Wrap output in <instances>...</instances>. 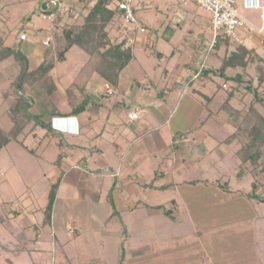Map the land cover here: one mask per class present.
I'll list each match as a JSON object with an SVG mask.
<instances>
[{"label":"crops","instance_id":"obj_1","mask_svg":"<svg viewBox=\"0 0 264 264\" xmlns=\"http://www.w3.org/2000/svg\"><path fill=\"white\" fill-rule=\"evenodd\" d=\"M38 1L43 4L44 0H0V27L6 33L4 45L12 49L19 45L20 48L23 47L24 52H22L27 58L29 70L38 68L45 61L46 54L51 53L49 54L51 58L56 55V52L47 50L51 45L53 46L52 42L51 45L49 44L50 46L44 44L48 37H53L52 31L56 26L55 16L49 17L45 16V13L42 14L43 18H50L52 27H50V34L45 37H34L36 41L31 40V37L38 33L33 31L40 26L37 21H31L32 25H29L32 33L27 30L29 26L26 27L23 23L21 27L14 29V25L17 23V21L13 23L15 18L18 17V20L24 22L28 18L30 10L33 9L34 3ZM69 4V7H72L71 2ZM241 13L254 26L259 27L262 24L259 12L241 11ZM174 20L172 19V21ZM72 21L74 20L62 19V23H71ZM164 22L161 29H165L167 26L171 29L178 27L177 22L176 24L171 20L166 21V24ZM205 23L209 24V20ZM22 33L27 34L26 39L21 38ZM197 35L196 45H192L194 48L187 47L190 50L189 59L183 63L180 71L171 76L172 69L166 67L163 70V74L170 76L169 80L168 78L154 80L146 74V71H144L143 79H140L129 69L126 70L127 66L120 76L118 85L114 86L96 70L97 58L92 57L91 59H94L92 71L82 74L78 82L63 84L61 77L65 79V75L58 74L54 66V82L47 81V77L43 76L27 91L26 96L29 97L34 115L43 117L42 123L45 125L40 123L44 128L42 131H38L35 126H29L21 135H26L27 138L30 136L38 142H44L50 131L53 136L58 137V140L51 151L52 154L49 151L52 157L46 161L52 163L59 161L58 163L63 166L61 170H58L57 166L54 168L55 181L51 182L52 185L62 174L54 201L52 222L48 227L50 236L53 238V264H72L70 262L71 254L65 250L59 252L57 246L59 238L64 232L67 236H77V241H81L84 236L88 237L86 242L90 245L89 249H83L81 243L78 244V252L81 253L82 249L92 260V262L85 260L86 262L83 264L110 263L106 257H103L107 243L101 244L97 236L102 229H104L103 235L108 233L106 226L112 215L111 202L114 204L118 202V211L129 212V220L133 221V227H136V230L141 224H144L138 222L140 217L143 216L145 222L151 220L148 223L151 224V227L147 228V232L152 246L149 245L147 252L144 253L136 250L135 247L133 253L129 254V264H135L134 259L139 258L140 262L152 257L158 244L165 247L164 240L159 239L155 231L157 228L155 229L156 226H153L156 223V217L163 218L170 225H179L186 222L184 221L186 217L231 216L230 213L239 208V204L232 202L235 198L231 193L223 191L215 185L222 183V178L226 176L225 173L222 178H215L214 175V171L216 173L219 171L220 175L224 171L220 163L224 161L223 153L225 151L222 153L219 149L226 143L225 139L219 141L212 139L213 134L204 130L201 124L203 111L206 115H210L205 109V105L208 106L205 96L212 98L209 105L214 104L213 101L216 99L218 87H220L218 84L222 83L220 80L218 81L221 77L216 73L211 72L210 77H201L199 71L204 68L213 70L219 68L225 54L223 49H220L216 52L218 57L213 53L216 58L213 59L214 63L212 64L215 65L208 63L207 53H210L211 48L201 49V46L205 44L204 39L212 41L213 36L211 35L210 39L203 32ZM241 35L245 44L250 47L257 46L258 53L264 56V35L257 32L251 34L245 29ZM145 40V36L143 39L140 36L137 41L143 47ZM13 43L14 45H12ZM196 46L197 48H195ZM173 52H170L171 55L165 54L158 58L165 57L169 64ZM253 69L254 65L248 71L251 73ZM17 70L13 79L19 73L20 67ZM232 72H234L233 68L226 69V73ZM222 79L223 82L226 81L224 78ZM158 80L163 81L164 84L159 87L161 88L159 91L154 87ZM197 80L196 87L191 88ZM213 82L215 87L218 86L217 88L211 85ZM227 82L230 83V87L236 85L234 81ZM107 83L112 88V93L108 96L106 95ZM71 86H75V94L69 93L68 89ZM163 86L169 91H162ZM151 87H154L153 90L150 89ZM210 87L212 90L207 92ZM225 87L228 88V85ZM189 91L192 96L189 95ZM85 93L88 97V100L85 101L87 102L85 108L73 114L74 108H79L83 102ZM187 95L190 96L187 99L189 104L191 102H195L196 105L199 103L198 105L203 109L197 118V123L193 121L190 127L182 124L171 126L175 104H178ZM248 98L249 101L246 100ZM251 99L252 96L246 95L244 104H248ZM233 103L238 104L237 101ZM135 108H140V117L132 120L128 114ZM50 126L51 129L48 128ZM63 139L67 141L66 144ZM233 144L237 146L230 152L236 156L239 149L238 142H228L225 146L230 147ZM205 157L210 158V164L206 162ZM239 162V159L238 162L232 160V164H225V167L231 168V173L235 176ZM247 205H249V201L243 208ZM0 209L9 216L5 224H0V264H16L14 255L23 252L28 244H37L40 240L39 234H33L32 237L24 234V228L21 225L31 227L36 223L29 218L18 221L16 217L22 211L18 212L21 209L18 210L15 203H5ZM23 211L25 213L27 209H23ZM252 221L248 222L251 228L254 227ZM192 224L195 226L193 231V234L196 235L195 239L189 244L186 242L177 243L173 248L174 251L171 252L172 256L174 254L181 255L184 250L188 249H193L190 254L195 256L200 254V250H204L206 255H210L209 257L215 260V249L220 247V243H230L227 241L226 234L217 230L207 236L204 241L207 234V228L204 226L208 224L199 219L193 220ZM198 226L201 227L198 228ZM236 227L235 232H240L241 226ZM1 228L10 229L13 234L9 237L3 236ZM242 230L244 233L246 227ZM10 237H15L16 240ZM238 237L234 240L237 244L242 241ZM247 240L244 237V242ZM234 241H231L233 246L229 245L228 250L235 247L236 242ZM244 246L246 247V244ZM261 259L257 258V261ZM175 262L178 264V261ZM162 264L169 263L163 262Z\"/></svg>","mask_w":264,"mask_h":264},{"label":"rangeland","instance_id":"obj_2","mask_svg":"<svg viewBox=\"0 0 264 264\" xmlns=\"http://www.w3.org/2000/svg\"><path fill=\"white\" fill-rule=\"evenodd\" d=\"M70 2L72 7H69ZM63 3L64 8L60 13L61 18L69 21L74 20L71 23H79L84 20V16L88 11L86 1L63 0ZM41 4L42 3L39 1L34 3L33 9L30 10L28 18L24 22H22V20H18V17L13 21V23L17 21V23L14 25V29L21 27L22 23L28 27L29 25H32L31 21H37L40 26L37 28V30L33 31L38 33L33 34L31 37V40L35 41L36 39L34 37H45L46 35L50 34V27H52V21L50 18L42 17L44 8L43 4L41 7ZM134 5L137 10V16L143 22L148 24L153 30H159V38L156 44L157 50L168 55H171L170 52L174 51L172 59L168 64L165 57L158 58L154 55V53L152 54L150 50L146 51L142 49L137 41L135 50L136 59L129 63L126 70L129 69L132 74H135V76H138L140 79H143L144 71H146V74L154 78V80L161 78V80H165L166 78L169 80L170 76L163 74V70L166 67L172 69L171 76L180 71L183 63L189 59L190 50H188L187 47L189 46L192 49L194 48L191 43L196 42L198 36L197 34L203 32L205 36L211 39L212 30L210 25L205 23L210 19V14L205 9L197 5L193 0H186L185 2H182L181 0H137ZM32 11H34V13H32ZM169 19L172 23L176 24L177 22L178 27L176 29H172L170 33H162L163 29H161V25L164 21H170ZM172 19L175 20L172 21ZM55 20L57 19L54 18V21ZM27 30L30 32L31 26H29ZM109 30L110 36L113 40L114 38L118 41L122 39V35L124 33L120 25V21L110 26ZM212 44L213 42L210 41V45ZM12 45H14V43ZM16 48V51L24 52V48H20V45ZM50 48L54 49L55 47H49V49H47L48 52L52 51ZM47 50L45 51L47 52ZM213 53L214 52L212 50L210 53H207L209 57L207 61L210 64L214 63L212 61L214 58H216ZM214 54L217 55L216 52ZM56 57L57 56L49 59L45 63L52 66L46 70L45 76L47 77V81L50 80L54 82L55 80L53 75L55 71L53 69L54 66L56 67L58 74L65 75V79L61 77L63 84L78 82L82 74L92 71V62L94 59L92 60V56L88 55L78 46H73L71 49H69L64 60L57 62ZM212 65L214 66L215 64ZM19 67L20 64L18 61H15L14 54L0 62V126L5 130L11 128L12 122L7 112L10 102H5L4 92L9 90V87L13 81V76L17 73V69ZM161 80H158L156 86H154L157 91L161 90L159 87L164 85L163 81ZM219 80L222 83L220 85L218 84L220 87L217 85L215 87L214 82L211 84L214 86V88L218 87L219 91L217 92L218 94L216 99L213 101L214 104H211L209 108L205 105V109L209 114L213 110H216L223 100L226 99L227 91L224 89H227V87L225 86L228 85V87H230L229 82H223L222 78H219L218 81ZM197 82L198 80L192 85L191 88L196 87V84H198ZM164 87L165 86H163V88ZM153 88L151 87L150 89L153 90ZM164 89L162 91H169L168 88ZM211 90L212 88L210 87L207 92H210ZM191 94L192 93L189 91L190 96H192ZM190 96L187 95L186 97H183L182 101H180L178 104H175L174 116L172 117L171 126L175 127L176 124H182L184 126L189 125L190 127L193 121L197 123V118L199 115H201L203 109L198 105L199 103L197 105L195 102H191L189 104L187 99H189ZM247 96L250 97L252 95L248 94ZM246 100L249 101V98ZM30 111L32 115H34L32 107H30ZM261 111L264 113V106L261 107ZM202 115V128L206 131H210L213 134L212 139L214 138L215 140L219 141L221 139H225L231 132H233L234 128L230 124L225 123L223 119L216 116L215 114L206 115L205 111H203ZM35 116L36 118H34V120H36V124L33 122L32 125H28V127H32L34 124L38 131H42L44 129L42 124L45 125V123L40 124L38 122L43 121V117L39 116L38 119L36 114ZM48 128L51 129V126ZM57 140L58 137L53 136L50 131L44 142H38V140L30 138V136L27 138L26 135H20L17 140L15 139L11 141L0 150V207H3L5 203H15L18 210L21 209L18 212L22 211L21 214L16 217L18 221L29 218L36 223V225L31 227L22 224L21 227L24 228V234H26L28 237H32L33 234H39L40 238L37 244L30 243V245L28 244V247L23 252H21L19 255H14L16 264H53V238L50 236V230L48 229L49 225H44L43 223V210L48 202V189L51 185V182L55 181V172H53V170L56 168V166L58 170H61L63 167L60 163H58L59 161H56L55 163L46 161V159L52 157L51 151L53 147L56 146L55 143ZM63 142L65 144L67 143L65 139H63ZM226 144L227 143H224V145L221 146V149H219L222 153L225 151L223 153V157H225L224 161L220 163L224 171H222L221 175L219 171L217 173L214 171V175L215 178H222V175H224V173L226 174V176L222 178V181L228 183L230 181V183L233 185L232 186L229 183V186L232 187V191L229 193H231V195L235 198L232 202L239 204V208L231 212V216L217 217L205 215L202 218L186 217L184 218V221L186 222H183L179 225H170L164 221L163 218L156 217V223L153 224V226H156L154 227L155 229L157 228L155 230L156 235L159 237V239L164 240L163 244L165 247L162 244H158V246L156 245L157 247L155 254H152V257L144 259V261L140 262L139 258L137 257L138 259L133 260L135 264H162L163 262L174 264L176 263L175 261H178V264H228L233 262L236 264H264V202H257L255 200L252 201L248 199L247 193L252 189L253 177L248 173L239 177V172L244 171L239 169V163L236 169V177L233 173H231V168L229 169L225 167V164H232V160L233 162H238L237 156L230 152L231 149L237 145L233 144L230 147H227L225 146ZM49 151L51 154H49ZM205 160L209 164L211 163L209 157H205ZM259 192L261 194L263 193L264 195V185L263 187L259 188ZM248 201L249 205L243 208V206H245ZM118 207V202H115V204L114 202H111L112 215L106 226L108 233H104L103 235L104 229H102L101 233H99L97 237L101 244L107 243L105 255H103V257H106L108 261H110L109 264H129V254L133 253V249L135 247L136 250H140L141 253H144L147 252L149 245L152 246L147 232V228L151 227V224H148L151 222V220L145 222L143 216L140 217L138 222L144 224H141L136 230V227H133V221L131 222L129 220V212L118 211ZM23 209H27V212L24 213ZM195 219L202 220L208 224L207 226H204L207 228V234L204 238V241H206L207 236L211 235L212 232H216L217 230L223 234H226L228 239L227 241H230L229 244L221 242L220 247L215 249V260L209 257L210 255H206L204 250H198L200 254L195 256L190 254L193 249L184 250L181 255L174 254L172 256L171 254V252L174 251L173 248L177 243L179 244L186 242L189 244L195 239L196 235L193 234L195 226L192 224V221ZM251 220H253L252 225H254L252 228L248 224V222ZM130 222L131 224H129ZM238 225L241 226L239 230L240 232H235V229L237 228L236 226ZM199 227L201 226H198V228ZM245 227L246 231L243 233L244 230L242 229H245ZM116 231L117 233H114ZM65 233L66 232L60 236L57 243L59 252H63L65 250L68 254H71L70 262L72 264H83L89 260L92 262L89 255L82 251V249L81 253L78 252L79 243H81L83 249H89L88 246L90 245H88L86 242L88 237L84 236L81 241H77V236H67ZM12 234L13 233H11L10 229H3V236L9 237ZM237 237L239 240H242L239 241L240 243L238 244L236 241H234L237 239ZM244 237L248 239L247 242H244ZM10 238L16 240L15 237ZM231 241L236 242V245L233 243L235 247H231L230 250H228L229 245L233 246ZM167 244L168 246H166ZM244 244H246V247ZM160 245H162V247H160ZM257 258L262 259L257 261ZM2 261L5 262V260Z\"/></svg>","mask_w":264,"mask_h":264},{"label":"trees","instance_id":"obj_3","mask_svg":"<svg viewBox=\"0 0 264 264\" xmlns=\"http://www.w3.org/2000/svg\"><path fill=\"white\" fill-rule=\"evenodd\" d=\"M84 1H86L88 11L84 20L79 23H62L61 14L55 15L56 26L52 31L53 37L51 38L55 48L50 49L56 52L57 61L64 60L68 50L73 46H78L88 55L97 58L96 70L110 84L117 86L122 72L136 58V39L140 36L142 39L143 36L146 37L145 45L142 47L144 50H150L157 57L165 55L157 50L158 29L153 30L142 21L146 27L144 32L136 27L129 34H123L121 40L118 41L115 38L113 40L109 27L116 24L121 18V11L115 6L114 0ZM135 11L137 10L135 9ZM171 31L172 29L167 26L162 33ZM242 33L243 29L240 31V34ZM5 38L6 33L0 27V62L14 54L15 60L20 64V71L13 79L9 90L4 92L5 101L10 102L7 112L12 125L7 130L0 126V150L11 141L17 140L28 125L33 122L36 124V120H34L36 116L32 115L30 111L31 103L26 94L35 83L45 76L46 70L52 67L50 64H45L51 59V57L49 58L51 53H48L45 56V61L38 68L29 70L25 54L16 51L17 48L6 47L4 45ZM204 43L201 49L210 47V51L212 50L214 53L223 49L225 56L222 58L219 68L215 70L204 68L199 71V75L210 77V73L213 72L226 81L231 80L236 83V85L225 89L227 91L226 99L210 114H215L234 128L224 141L226 143L236 141L240 144L236 156L240 160L239 169L244 170V173L239 172V177L246 173L253 177L252 189L247 193V197L252 201L264 202V195L259 192V188L264 185V113L261 111V107L264 106V56L258 53L257 46L250 47L245 43H237L224 34H220L212 45L207 39H204ZM192 45H196L195 42H192ZM252 65H254V69L250 73L248 70ZM228 67L233 68L234 72L226 73ZM68 91L75 94V86H71ZM248 94L252 95V99L248 104H244V99ZM84 96L80 107L74 108L72 111L73 114L85 108L87 104L85 101L88 100V97L86 93ZM205 101L209 108L212 98L205 96ZM235 101L238 104H234ZM25 105L28 106L27 109H25ZM37 118L39 119V116ZM61 176L62 174L51 185L48 203L43 210L44 224L46 225H50L52 222V211ZM215 185L223 191H232L228 182ZM8 219V214L0 209V224H5Z\"/></svg>","mask_w":264,"mask_h":264},{"label":"built area","instance_id":"obj_4","mask_svg":"<svg viewBox=\"0 0 264 264\" xmlns=\"http://www.w3.org/2000/svg\"><path fill=\"white\" fill-rule=\"evenodd\" d=\"M136 1L114 0L115 6L121 11L119 21L124 35L129 34L136 27L143 32L146 30L145 24L135 11L134 3ZM181 1L185 2L186 0ZM194 2L210 14L209 25L212 30L213 43L220 34H224L237 43H244V38L240 34L242 29L249 31L251 34L257 32L264 35V0H194ZM63 4V0H44L45 16L54 17L57 13H61L64 8ZM242 10L259 12L262 24L259 27L254 26L242 15ZM26 37V33L21 34L22 39H26ZM50 41L51 37H48L44 44L49 45ZM111 93L112 88L110 84H107L106 95L108 96ZM128 115L132 120L138 119L140 108H135Z\"/></svg>","mask_w":264,"mask_h":264},{"label":"water","instance_id":"obj_5","mask_svg":"<svg viewBox=\"0 0 264 264\" xmlns=\"http://www.w3.org/2000/svg\"><path fill=\"white\" fill-rule=\"evenodd\" d=\"M25 109H27V106H25Z\"/></svg>","mask_w":264,"mask_h":264}]
</instances>
